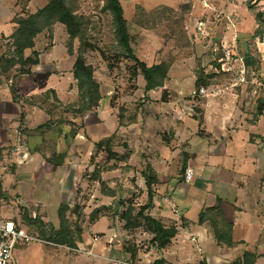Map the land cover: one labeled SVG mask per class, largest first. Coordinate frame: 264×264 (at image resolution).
<instances>
[{
	"label": "crops",
	"instance_id": "1",
	"mask_svg": "<svg viewBox=\"0 0 264 264\" xmlns=\"http://www.w3.org/2000/svg\"><path fill=\"white\" fill-rule=\"evenodd\" d=\"M219 1L222 3L221 8L218 7V1L200 0L204 11L199 12L201 16L198 18H195L196 15L193 13L195 5L192 3L191 20L194 17L195 22L199 20L201 24L207 26V24L212 25L213 23L216 25L218 21L227 25V21L234 19L238 24L234 28H241L240 25L244 23L242 20L245 18L239 13L240 8L236 2L234 0ZM11 5L13 6L14 16L8 21L9 31L6 33L0 31V54L5 53L7 38L16 30V25L12 23V20L19 13V8L16 6V0H11ZM244 9L246 10V6H244ZM221 34L223 35V33ZM242 34L241 31H237L229 39L236 43L238 37H243ZM3 42L5 45H3ZM259 46L260 49H264V42H261ZM52 49L48 53L38 50L41 52L40 63L32 70L30 76L21 80L19 85L20 95L23 97H38L39 95L28 96L22 94L21 88L29 82L30 78H34L33 83L36 84L37 80L34 76L45 70V74L53 73L60 76L61 80H67V88H63L61 91L53 90L59 101L64 105L71 104L77 101L78 98L75 81L71 74L75 58L66 53V57L60 63L61 65L57 64L54 70L51 66H47L41 70L43 55H50ZM30 54L31 51H26L25 53L26 56ZM229 65L231 63H227L224 68ZM230 70L228 69V71ZM262 71H264V65ZM0 77L3 78L1 75ZM7 84L5 83L4 86H0V154L4 155V159L7 157L5 156L6 154L9 157L10 155L12 156L11 161H9L11 164L10 175L14 176L17 181L10 186V190L14 196H11L9 199L7 192L1 190V201L9 208L4 214L2 213L5 219L19 222V210L21 209L29 218L34 219L38 215L44 224L58 229V220L56 223H52L47 219V207L55 206L56 212L61 204L72 207L73 198H76L77 195L79 169L83 167L84 161L87 159L90 165L93 166L90 159L93 155L94 145L115 135L119 140H124V151L126 145L131 152L128 166L134 167L137 161L141 172L147 166H150L157 174V184L153 187V209L149 214L152 217L156 216L154 218L161 219L165 224L175 223V226L178 228L177 236L171 245L167 247L168 249H164L166 253L164 252L165 254L160 258L164 259L166 264H184L188 262V255L184 250L187 241H190L194 245L193 248L197 250L199 259L205 264H231L245 253L257 256L256 264L261 259H264V202H262L260 197H257L258 194H255L261 191L262 185H264V172H261L258 158V154L264 147V142L257 128V124L262 117L257 122H251V118H248L241 111L249 95L247 87L241 86L242 88L239 93L238 89H235L237 88L236 86L231 87L229 91L231 97H227L231 101L230 111H222L220 99H217L214 95H209L205 96L207 100L204 102L205 106L200 115L188 114L185 116L181 113L167 110L168 112L161 111L162 113L159 115L162 118L160 117V119H158V116L155 117L158 113H155L151 109L154 103L149 93L147 101H144V110L141 109L138 113L137 123L127 128L118 127L117 115L114 118L115 123L112 128L110 130L104 128V122L102 123L98 118L99 107L96 112L87 114L83 119L85 129L83 128L84 130L81 129V131L87 133L86 135L90 137L92 142L89 143L90 147L86 155H82L81 149L85 148V143L82 141L84 134L77 131L72 133L70 131L71 127L68 124L54 126L50 131L41 136L32 135L31 132L47 123L49 117L44 110L36 106H18L14 104L11 100L9 89H6ZM28 85L31 86V83ZM233 92L237 94H233ZM258 99L259 97H257ZM217 100L220 102L217 103ZM165 105L168 108V104ZM217 114L220 115V119L222 120L219 131H215L214 117ZM21 115H24L23 120H21ZM94 116L95 118L92 119ZM66 119L70 123L76 122L70 115L66 116ZM157 121H162L165 125V134L171 132V138L177 140L179 145H182V149L178 153H176V150L171 145L166 146L163 144L162 149L159 148L161 150L151 147L149 140L153 136L150 129ZM89 129L97 131L96 139L90 134ZM17 133L20 134L21 138L19 144L16 143ZM239 133H243L244 135H240ZM196 139H206L208 141L207 148L199 141L193 143ZM23 140H26V146L23 145ZM219 147L222 149L221 152L218 150ZM115 152L119 155L125 153ZM60 154H66V157L62 165L55 169L53 164L60 162V159L56 158V155ZM178 154L182 155L181 165L186 163L187 168L193 170L194 180L192 182H186L184 177L180 178L176 173L170 174L169 166L171 162L176 163ZM223 159L227 160L229 164L223 163ZM238 167L243 170L239 171L241 169H237ZM3 168L5 171L7 170L5 166ZM84 168H87V166H84ZM197 174L201 177L203 176L205 179H196L195 176ZM237 175L243 177V179H239V182L232 179V177ZM248 179H251V182L254 184L253 192L255 198L252 211L239 206V199H241L239 194L240 188H244V182L242 181H247ZM199 181L208 185V187L204 185L207 189V197L206 201L202 204L194 202V205L193 201L181 195L182 186ZM25 189L27 192H32L33 194L28 196L30 200H24L23 206L20 205L23 201L21 193ZM158 196L160 197V201L156 203L155 201ZM217 201L221 202L220 208L224 219L228 223L233 224L232 238L234 245L231 249L217 246L208 228L199 226L197 223L199 213L204 208L214 206ZM12 204H16L20 209L18 211L13 210L14 212H12V208H10V206H13ZM193 208H196L198 211L196 221L187 218V215ZM244 216L248 217L244 218ZM237 222L246 225L242 231L246 232L248 229L251 234L250 239L248 238L250 242H247V238L244 237L243 233V237L238 242L235 240ZM27 230L29 231L28 228ZM106 244H109V242H106ZM78 247L92 251L94 241L92 244L85 243L84 236H82V243ZM154 250L156 251L152 247L148 256L151 259V264L158 260L151 258V254L155 256ZM164 250H161V252ZM142 253L139 251L136 256V263L143 264L142 258H144V255ZM83 255L85 256L84 260L82 259ZM100 255L101 258L103 256L107 260V257H111L112 255L111 249L101 247L99 254H95V256L99 257ZM31 256L33 259L30 258ZM124 260L132 261L127 256H124ZM14 261L16 264H95V261H91L89 256L85 254L68 253L63 247L49 244L29 247L28 244L20 243L15 248Z\"/></svg>",
	"mask_w": 264,
	"mask_h": 264
},
{
	"label": "rangeland",
	"instance_id": "2",
	"mask_svg": "<svg viewBox=\"0 0 264 264\" xmlns=\"http://www.w3.org/2000/svg\"><path fill=\"white\" fill-rule=\"evenodd\" d=\"M214 1H218V7L221 8V1ZM234 1L240 8L239 13L245 18L242 20L244 23L240 25L241 28H234V26L238 25L234 19H231V21H227V25H224V23L218 21L216 25L215 23H213L212 25L207 24L206 26L204 24H201L199 20L195 22L194 17L191 20L192 16H190V13L185 18L184 24V29L186 30L187 39H189L190 46L187 49H179L177 48V40L179 36L177 33L175 34L176 27L172 23H159L157 24L155 29L150 31H143L136 28L132 24L135 7L141 6L148 11L161 6L179 10L181 5L185 4L192 6L194 4L195 7L193 13L196 15L195 18H198L199 16H201L199 12L204 11L202 5L200 4V0H120L124 12V18L128 22L129 31L134 36L133 48L138 58L144 61L149 66L157 64L162 60H169V58L173 59L172 67L169 72V78L164 89L150 93V97L152 99V102L154 103L151 109L152 111H155V113H158L155 116H158V119H160V117L162 118V116H160L162 113L161 111L178 112L185 116L188 114L200 115L203 112V107L205 106L204 102L207 100V98L205 97V95L199 94V92L197 94L195 86V71L199 66L205 67L207 71H210L211 68L215 66V63H217L216 61L225 59L227 54L230 55L231 65L226 66V68L231 70L228 72L222 70V74H227L219 76L217 79V84L205 91L208 96L214 95L217 99H220V101L222 102V111H230L229 107L231 106V101L227 98L229 96L231 97L229 91L231 90V87H235L233 86V84L235 82L237 83L240 70L245 68V82L236 85L237 88L235 89H238L239 93L242 88L241 86H244V88L247 87L249 95L247 96V100L244 102L241 111L248 118H253V115L255 114L257 108V97H260L261 91L264 90V71H262V67L264 65V49H260L259 46L261 42H264V39L261 40L259 37L255 39L253 38L257 26L252 14H255L257 12L264 13V1L260 2L254 0L249 4V0ZM46 4L47 0H31L28 6L27 14H35L38 10L45 7ZM247 5L253 7L252 12L249 11ZM244 6H246V10L244 9ZM81 13L86 16L93 17L95 23H97V31L96 33H92L93 37L96 39L99 47L104 50L110 61H105L101 57L99 52H88L86 55L87 63L92 65L95 69V77L101 84L102 93L104 95V98L100 104L101 106L98 110V118L102 121V123L104 122V128L110 130L115 123L114 118L116 115H118L120 107H125V109H127L128 115L135 111L139 113L141 109L144 110V101H147V98H145L146 95L143 90L145 82L142 76H139L136 79H131L130 68L133 65L132 62L123 59H120L119 61L115 60L113 58L114 53L112 52V50L107 49V47H110V41L112 40L109 18L97 12L95 1L81 0ZM20 15L21 14L19 8V13H17L16 16ZM13 16L14 10L13 6L11 5V0H0V31L4 33L9 31L8 21ZM237 31H241V33H243V37H238L236 43H234L233 40L229 39V37H233L234 33ZM221 33H223V35ZM53 34V49L50 55H43L41 70L47 66H51L54 70V68L57 67V64H60L67 55V50L64 46V43L67 39L65 27L63 25L57 24L54 27ZM3 45H5L4 42ZM46 45V34H41L37 37L36 48L37 50L44 52L46 49ZM245 53H248L250 57H252L254 61H256L257 64L250 68L245 67ZM235 61L236 63H234ZM109 63L114 65L113 69H109ZM226 63L227 62H225V64ZM34 77L37 80V83L34 84V78H30L28 80L29 82L22 86V94L28 96H38L47 92L48 90L56 89L61 91L63 88L68 87L67 80H61L60 76H57L53 73L45 74V70L42 71V73H38V75ZM5 83H8V85L10 86V82L5 77H0V86H4ZM29 83H31V86L28 85ZM164 90L167 92L166 102L161 101L162 92ZM233 94L237 93L233 92ZM220 101L217 100V103H219ZM165 104H168V108ZM50 107V104H48L45 109H49ZM93 118H95V116L92 117V119ZM21 120L23 119L21 118ZM75 121L76 122L74 125H70V131L72 133L77 131L81 134H84L82 141H84L85 143V148L83 147L81 151L82 155H86L90 147L89 143H91L92 141L90 137L86 135L87 133L81 131V127H79V125H83L84 120L77 119ZM157 122H155L153 127L150 129L153 136L149 140L151 147L162 149L163 144H165L166 146L171 145V147L176 150V153H178V151L182 149V145H179L177 140L171 138V132L165 134L166 127H164L165 125L162 121ZM214 122L216 126L215 131H219L220 125H222V120L220 119L219 114L214 117ZM83 128L85 129L84 125ZM257 128L264 142V116L257 124ZM89 130L93 138L96 139L97 131L95 129ZM239 134L244 135L243 133ZM25 141L26 140H23L24 146H26ZM123 141V139L119 140V138L115 136V151H119L122 153L125 152L123 148ZM197 141L202 143L204 147L207 148L208 141L206 139H196L195 141H193V143ZM218 150L221 152V147H219ZM5 156H7L6 159L3 158L4 155L0 154V189L7 192V197L9 199L11 196H14V194L10 190V186L14 184L17 179L14 176L10 175L11 164L9 161H11L12 156L10 155L9 157L8 154H6ZM105 157L106 156L103 153L95 154L92 163L93 166L90 165L87 159L84 161L85 163L83 167L81 166L82 168L79 169L77 195L76 198H73L72 207L78 205L82 208L84 226L83 236L85 239V243L92 244V242L94 241V247L92 249V253H94V255L99 254L101 247L110 248L112 255L111 257H107V259L111 260H124V256L131 258V252H134L135 258L132 259V262L135 264H140L136 263L135 260L139 251H141L144 255V258H142L143 264H151V259H149L148 256L149 252L152 249V246L150 244L152 236L144 233L143 230H125L124 222L119 218V214L127 208L128 201H131L133 203L135 210H138L141 206H144L148 202L146 187L144 185L143 179L141 178V170L137 165L138 162H135L134 167L128 166V163L120 164L121 167L118 170L102 174L103 181L106 182V185L110 189H113L116 193L115 198H108L103 195L99 183L91 180L94 165H102L105 161ZM181 158L182 155L178 154L176 163L171 162V165L169 166L170 174L176 173L180 178L184 177V174L181 173ZM258 158L260 169L263 173L264 147L258 154ZM223 160V163L229 164L227 160ZM4 166L5 168H7L6 171L2 168ZM84 166H87V168H84ZM237 169L241 168L238 167ZM242 170L243 169L239 171ZM195 178H199L202 180L205 179L203 176L201 177L198 174L195 176ZM240 178L243 179V177H241L240 175L232 177L233 180H236L238 182L240 181ZM242 182H244V188H240L239 194L241 199H239V206H243L245 209L252 211L254 208L253 201L255 198V194H258L257 197H260L262 199V202H264V185H262L261 191L254 194V184L251 182V179ZM204 185L206 184L201 181L190 185H183L181 195L186 196V198L190 201H193V203L195 202L202 204L206 201L207 197V189ZM206 186L208 187V185ZM22 193L21 197L23 198V201L22 203H20V205L24 206V200H30L28 196H31L33 193L27 192L26 189L23 190ZM34 195L37 196L36 193H34ZM159 196L155 201L156 203L160 201ZM120 202L121 204H119ZM5 205L6 204L1 202L3 214L7 211V209H9L8 206ZM12 205L13 206H10V208H12V212H14L13 210L18 211L20 209L16 204ZM102 206H110L112 207L113 211L116 209L119 213L118 216H116L115 218H111L112 216L110 218H101L98 222L92 224L89 221L90 213L96 208ZM154 206L157 207L156 204H154ZM47 212V219L52 223H56V221L58 220V216L55 206L52 205L50 207H47ZM19 213V222L23 224L21 218L23 212L21 209L19 210ZM197 213L198 211L196 210V208H193L192 211L187 215V218L189 220L196 221ZM247 217L248 216H244V218ZM75 219V217H72L73 221ZM236 226L235 240L238 242L243 237V233L244 237L247 238V242H250V240L248 241V238L250 239L251 234L248 229L246 232L242 231V229H244L246 225L244 223L237 222ZM34 237L38 240V242L28 244L29 247H35L36 245L40 246L44 244L42 243L44 241L39 239L37 235H34ZM95 239L97 240L95 241ZM106 242H109V244H106ZM193 247L194 245L190 241L186 242L184 250L188 255L189 260L184 264H205L199 259L198 252ZM171 249L173 250L172 247ZM166 250L162 252L154 250L153 253L156 257L151 254V258H162L166 253ZM30 258L33 259L32 256ZM83 258H85L84 255L82 259ZM89 259L91 261H95V264H113L112 262H109L105 258H103V256L101 258V255L99 257L89 256ZM258 264H264V259H261Z\"/></svg>",
	"mask_w": 264,
	"mask_h": 264
},
{
	"label": "trees",
	"instance_id": "3",
	"mask_svg": "<svg viewBox=\"0 0 264 264\" xmlns=\"http://www.w3.org/2000/svg\"><path fill=\"white\" fill-rule=\"evenodd\" d=\"M96 9L99 14L109 18L110 33L112 40L110 47L113 58L117 61L120 59L132 62L130 68V78L136 79L142 76L145 85L144 93L147 95L151 92L163 90L169 78V72L172 67L173 59L162 60L157 64L147 65L140 60L134 50V36L130 33L128 22L124 18L123 8L120 0H94ZM254 0H249L248 4ZM264 1V0H257ZM31 0H17V6L20 8V16H15L12 23L16 25L14 33L7 38L5 53L0 54V75L5 77L9 82V93L11 100L18 106H36L49 117V121L38 127L33 132L34 136L44 135L54 126L74 125L68 122L66 116L70 115L74 120H83L89 113L96 112L100 107L103 95L101 93V84L95 77V69L86 61L88 52H99L101 57L107 61L109 58L104 50L99 47L93 32L97 31V23L93 17L81 13V0H47V4L35 14H27L28 6ZM252 12L250 5H247ZM191 5H181L179 10L161 6L153 10H146L141 6L135 7L132 18V24L143 31H150L156 28L157 24L163 22L172 23L176 27L175 34H178L177 48L187 49L190 46L187 33L184 29L185 18L191 13ZM257 26L253 38L264 39V13L257 12L252 14ZM63 25L67 34L64 46L69 56L75 58L71 74L75 81L77 89V101L64 105L54 90L39 95L38 97H23L19 92V85L22 79L30 76L32 70L40 63L41 52L36 50V40L41 34H46L47 45L45 53L50 52L53 46L54 27ZM26 51H31L26 56ZM215 66L207 71L205 67L199 66L195 71V86L197 94L202 88L208 90L217 84L219 76L227 73H221L223 59L217 60ZM256 61L248 53L244 55V65L250 68L256 65ZM114 65L109 63V69ZM167 92H162L161 101L166 102ZM148 99V98H147ZM50 104L49 109L45 107ZM264 116V90L257 100L256 112L251 122H257ZM24 115H21L23 119ZM138 112L128 115L125 107H120L117 115L119 128H127L137 123ZM83 129V125H79ZM115 135L104 139L94 145L90 161L93 163L95 154H105V161L102 165H94L91 180L99 183L103 195L108 198H115L116 193L110 189L102 179V174L118 170L121 165L127 164L131 152L125 145V153L119 155L114 151ZM66 154L56 155L60 159L59 163H54L56 169L62 165ZM187 169L186 163L181 167V173L184 174ZM141 176L145 181L148 202L138 210L134 209L131 201H128L127 208L120 214L112 207L102 206L93 210L89 215V221L94 224L101 218H119L124 222V229L127 231L143 230L144 233L152 236L151 246L158 250H164L171 245L172 241L178 234V228L175 223L165 224L161 219L152 217L149 213L153 209L154 192L153 187L157 184V174L147 166ZM0 198L2 193L0 189ZM220 201L209 208H204L198 216V225L208 228L216 245L221 248L231 249L234 245L232 234L233 224L228 223L222 214ZM121 204V202L119 203ZM23 212V210H22ZM82 208L78 205L73 207L61 204L57 210L59 227L58 229L44 224L40 216L34 219L29 218L26 213H22V222L29 229L31 235H37L39 239L59 247L76 248L82 243L83 236V214ZM72 217L76 219L73 221ZM135 258V253L131 252V259ZM258 257L245 253L231 264H256ZM152 264H166L164 259H158Z\"/></svg>",
	"mask_w": 264,
	"mask_h": 264
},
{
	"label": "built area",
	"instance_id": "4",
	"mask_svg": "<svg viewBox=\"0 0 264 264\" xmlns=\"http://www.w3.org/2000/svg\"><path fill=\"white\" fill-rule=\"evenodd\" d=\"M224 64L222 65L223 71H228V69L224 68L227 63L231 62L230 55L227 54L225 59H223ZM225 62H227L225 64ZM245 82V68L240 70L239 78L237 83L235 82L233 86L238 85L239 83ZM6 88H9V85H6ZM199 94L208 96L204 89L199 90ZM20 134L16 135V143L20 142ZM3 168V167H2ZM1 169V166H0ZM4 169V168H3ZM184 180L186 182H192L194 180V172L192 169L187 168L184 173ZM1 198H0V264H16L14 261V251L18 244H30L33 242H38V240L29 233L27 227L21 222H17L14 220L5 219L2 216V206H1ZM97 239H95L96 241ZM44 244H49L46 242H42ZM53 245V244H49ZM55 246V245H53ZM68 253L72 254H85L86 256H94L96 257L91 250H87L86 248L76 247L69 248L63 247ZM107 261L112 262L113 264H135L132 261L127 260H111L107 259Z\"/></svg>",
	"mask_w": 264,
	"mask_h": 264
}]
</instances>
